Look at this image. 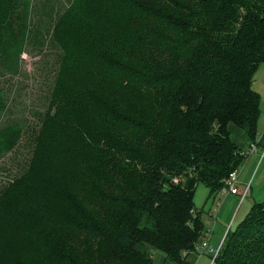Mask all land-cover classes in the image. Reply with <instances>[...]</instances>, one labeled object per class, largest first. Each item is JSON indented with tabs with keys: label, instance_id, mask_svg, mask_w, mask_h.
Wrapping results in <instances>:
<instances>
[{
	"label": "trees",
	"instance_id": "obj_1",
	"mask_svg": "<svg viewBox=\"0 0 264 264\" xmlns=\"http://www.w3.org/2000/svg\"><path fill=\"white\" fill-rule=\"evenodd\" d=\"M31 6L0 0V60L11 71L36 31ZM49 37L61 50L49 105L27 169L0 190V215L37 221L28 229L41 240L8 248L0 264H153L154 251L188 264L203 229L195 186L218 193L247 156L230 124L257 140L264 0H67ZM80 62L84 81L69 87ZM20 135L3 126L0 154ZM56 146L58 165L46 172L40 163ZM32 178L54 195L37 218ZM214 264H264V200L227 229Z\"/></svg>",
	"mask_w": 264,
	"mask_h": 264
},
{
	"label": "rangeland",
	"instance_id": "obj_2",
	"mask_svg": "<svg viewBox=\"0 0 264 264\" xmlns=\"http://www.w3.org/2000/svg\"><path fill=\"white\" fill-rule=\"evenodd\" d=\"M66 3L67 0H32L31 21L35 20L36 31L26 41L23 50L20 52L16 71L9 70L6 67L7 63H2L0 60V90L3 91L4 98L7 101V110L0 114V129L3 126L14 124L21 127V135L16 146L9 153L2 154L4 156L0 154V190L10 179L21 175L29 164L34 136L39 127L41 116L48 108L61 59V50L57 44H52L49 33L55 16ZM64 81L72 88L83 83L81 62L70 68ZM253 88L257 90L263 101L264 62L259 64L254 73ZM12 127L14 126H10L5 132L7 133ZM243 149L246 150V148ZM56 150L57 146L54 148L52 155L46 157L40 163L46 172L53 171L58 165ZM244 165L245 163L241 171L238 170L240 180H243L240 182H243L244 186L248 185L249 189L245 198L242 199L243 202L240 200V196L235 194H227L226 196L218 193L211 194L209 188L203 183H198L195 186L193 203L203 225L201 235L209 226L211 213L218 208V218L214 224L215 229L213 225V237L211 239V243L215 246L220 241L227 226V229L230 228V231H234L244 219L249 209L248 206L252 203L251 199L264 200V191L261 192V190H264V177L261 179L258 175L252 182L249 166L245 165V167ZM66 168L71 171L75 170L76 162L68 160ZM32 180L31 185L34 187L36 194L33 213L37 218V209L42 203V197L54 199V195L53 189L44 180L39 178H32ZM218 201L220 205H218ZM48 204L54 205L55 202ZM33 221H28L26 224L19 226L11 225L9 219H4L0 215V257L4 258L3 252L8 248L18 251L21 246L25 250L36 247L41 240V236L39 233H33L32 230L28 229V227L37 228L33 225L37 221ZM156 252L158 251H154L152 256ZM191 258L194 259L196 264H209V256L203 254L201 249L192 250ZM163 261L162 258L160 264ZM164 263L168 264L169 262Z\"/></svg>",
	"mask_w": 264,
	"mask_h": 264
},
{
	"label": "crops",
	"instance_id": "obj_3",
	"mask_svg": "<svg viewBox=\"0 0 264 264\" xmlns=\"http://www.w3.org/2000/svg\"><path fill=\"white\" fill-rule=\"evenodd\" d=\"M257 91V90H256ZM260 117L258 119V135H257V140L255 142L256 144V149L254 152H251L250 154H248L244 159V163L246 166H249V169H250V173L252 175V182L256 179V177L258 175H260L261 179H263L264 177V154L263 151H264V99L263 101L261 100L260 102ZM229 132H230V137L231 139L236 143L238 144L241 148H246L250 143L249 141V138L247 137L246 133L240 129L239 127H237L236 125L234 124H230L229 125ZM243 163V164H244ZM243 164L242 166H240V171H241V168H243ZM244 165V166H245ZM245 166V167H246ZM239 172V171H238ZM240 173V172H239ZM238 173V178H237V181H238V184L241 188H243L244 184L243 182H240V181H243V180H240V174ZM242 174V173H241ZM249 190V189H248ZM264 190H261V192H263ZM248 193V192H247ZM247 195V194H246ZM245 198V197H244ZM243 198V199H244ZM252 203L253 202H257V200L255 199H251ZM250 201V202H251ZM243 202V200H242ZM241 202V203H242ZM259 202V201H258ZM251 203V204H252ZM240 204V203H239ZM250 204V206H251ZM250 206H248L250 208ZM249 211V209H248ZM217 218H218V213H217ZM217 218L215 220L214 223L211 222V215H210V218H209V226H212L217 222ZM208 226V227H209ZM228 228V226L225 228L224 231H226V229ZM214 229H215V225H214ZM225 233V232H224ZM213 235V234H212ZM224 235V234H223ZM213 237V236H212ZM211 237V239H212ZM222 238V237H221ZM220 238V240H221ZM210 242H212L210 240ZM220 242V241H219ZM218 242V243H219ZM212 244V243H211ZM213 246H215L214 244H212ZM205 255H207L206 253H204ZM163 258V262H161V264H165L164 262H169L171 264H174L172 261H167L164 257V255L160 252H156L154 253V255L152 256V261H153V264H160V260ZM166 260V261H165ZM188 263H191V262H194V259L191 258V253L189 254L188 258ZM192 260V261H191ZM168 263V264H169Z\"/></svg>",
	"mask_w": 264,
	"mask_h": 264
},
{
	"label": "built area",
	"instance_id": "obj_4",
	"mask_svg": "<svg viewBox=\"0 0 264 264\" xmlns=\"http://www.w3.org/2000/svg\"><path fill=\"white\" fill-rule=\"evenodd\" d=\"M256 149V144L253 142L251 143L245 150L246 155H248L251 152H254ZM264 154V151L263 153ZM238 178V170L230 171L224 185L219 189L218 194L226 196L227 194H235L240 196V200H242L248 191V185H245L243 188H241L237 181ZM218 205H220V202L218 201ZM218 208L214 212L211 213V222L214 223L217 218ZM227 231V229H226ZM226 231L224 235L222 236L220 242L213 246L210 242L212 234H213V227L209 226L203 233V235H200L197 241L194 243L193 249H201L202 253H206L209 256V264H214L215 258L218 255V252L220 250V247L223 243ZM190 251V253L192 252ZM188 264H196L195 261L188 263Z\"/></svg>",
	"mask_w": 264,
	"mask_h": 264
}]
</instances>
